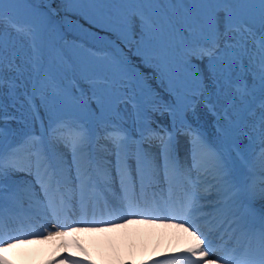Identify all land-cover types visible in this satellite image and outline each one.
Returning a JSON list of instances; mask_svg holds the SVG:
<instances>
[{
    "label": "snow or ice",
    "instance_id": "snow-or-ice-1",
    "mask_svg": "<svg viewBox=\"0 0 264 264\" xmlns=\"http://www.w3.org/2000/svg\"><path fill=\"white\" fill-rule=\"evenodd\" d=\"M5 88L19 122L27 105L48 123L18 139L0 126V264L132 218L185 241L154 264H264V212L248 211L264 178L258 191L242 179L249 155L264 177V0H0V125ZM199 105L215 139L189 122ZM165 112L171 130L153 119ZM61 247L48 264H96Z\"/></svg>",
    "mask_w": 264,
    "mask_h": 264
},
{
    "label": "bare ground",
    "instance_id": "bare-ground-1",
    "mask_svg": "<svg viewBox=\"0 0 264 264\" xmlns=\"http://www.w3.org/2000/svg\"><path fill=\"white\" fill-rule=\"evenodd\" d=\"M5 27L6 29L8 28V26ZM20 41L23 42L24 45L26 44L27 48L28 43L21 38ZM5 94L7 111L5 113L3 124L0 126L5 128L6 136L9 131H11L12 138H14L17 135V126L13 122L14 119H11L8 113H11L12 116L20 117V111L18 110L19 104H17L16 108L8 106L10 102L7 98L6 88ZM23 111L25 112L23 119V122L25 123L30 117H32V114L31 111L27 109V105H25ZM131 111V107L129 106V118ZM191 117L192 116L190 115V118ZM165 118L166 121H163L165 123H162V125L165 128L171 127L168 118ZM195 118L196 121L194 120V117H192V120H194L195 123L194 126L199 127L209 139H215L216 135L214 134V130L217 126L216 117L208 112L203 105H199L196 109ZM34 121L38 131H41V118H34ZM45 122L46 124L48 123L46 118ZM10 126L13 127V129L8 128ZM176 135L179 136L178 133ZM188 139V136L177 139L178 142L180 141L178 143V150L180 151L182 158L189 151ZM248 157L251 166L250 168L244 169L242 179L248 186L258 191L261 179L264 177L261 176L259 163L253 158L254 156L249 155ZM17 178L31 179V177H26L23 172L18 173ZM116 191L118 194V190ZM248 211L250 214L253 213L256 215L264 212V198L256 195L251 201ZM165 225L166 224L163 223L146 224L136 221H133L126 226L121 224L120 228L109 230L106 233H91L86 236L90 240V245L87 247L82 246L88 255L96 261V264H154L157 259L169 258L172 255L181 252L184 246L182 243L174 240V235L177 234V230L172 227H166ZM77 242L78 241L75 237H68L56 242H33L29 245L13 249L7 253V255L9 258L13 259L14 264H48L50 260L63 258L61 244H67L69 250L75 253V244ZM81 258L83 257L81 256Z\"/></svg>",
    "mask_w": 264,
    "mask_h": 264
},
{
    "label": "rangeland",
    "instance_id": "rangeland-1",
    "mask_svg": "<svg viewBox=\"0 0 264 264\" xmlns=\"http://www.w3.org/2000/svg\"><path fill=\"white\" fill-rule=\"evenodd\" d=\"M53 7L59 9V5H53ZM60 15L63 16L64 13L61 12ZM14 18H15V19H21L22 16H20V15H15V14H14ZM73 19H75V18H73ZM79 23L84 24V26H85L86 28L89 27V25H87V23H85L84 21H79ZM5 26H8V20H7V19L5 20ZM93 31L98 32L101 36L104 35V33H100L98 29H93ZM13 35L15 36V33H13ZM73 38L78 39V37H77L73 32L69 31V33H68V35H67V39H68L69 43H71L72 41H74ZM15 42H16V47H17L18 49H21V50H27V48L29 47V45H27V48H26V44L24 45L23 42L20 41V38H19V37H16V41H15ZM101 46H102V45H101ZM68 54H69L70 56H78V57H80V58H82V59H87V54L84 52L83 49H77V50H75V51H70ZM98 55H103V53L101 52V53L98 54ZM144 71H145V72H148L149 70H148V69H145ZM80 86H81L82 88H84L85 90L88 89V85H87L86 83H81ZM40 110H41L40 113H42V114L45 116L46 120H47V116L44 114V109L41 107ZM42 114H41V115H42ZM44 116H43V117H44ZM16 117H17V119H14L13 122H14V124L17 126V135H16L13 139H18V138L20 137V135L23 134V133H33L32 131H36V130H37V132H40V131H38V128H37V126H36V123H35V121H34L33 116L30 117L29 120H28L27 122H25V123H24V122H19V116H16ZM165 117L168 118V120H169V122H170V125H171V118L169 117V115H168L166 112H165L163 115H160L159 113H154V114H153V118L155 119V121H156L157 123L161 124V125H162V123H165V122H163V121H166V118H165ZM192 117H194V120L196 121L195 115L192 116ZM192 117L189 118V119L191 120V121L189 120V122H192L193 124H195V123H194V120H192ZM45 118H44V121H45ZM4 119H5V118H4ZM47 122H48V120H47ZM45 123H46V122H45ZM192 123H191V124H192ZM193 124H192V126H194ZM46 125H47V124H46ZM154 126H155V125H154ZM10 129H11V128H10ZM214 132H215L214 134L217 135L216 127H215ZM180 134H182V133H180ZM179 136H181V135H179ZM179 142H180V141H179ZM181 142H182V141H181ZM181 154H182V152H181ZM253 158H254V157H253Z\"/></svg>",
    "mask_w": 264,
    "mask_h": 264
},
{
    "label": "water",
    "instance_id": "water-1",
    "mask_svg": "<svg viewBox=\"0 0 264 264\" xmlns=\"http://www.w3.org/2000/svg\"><path fill=\"white\" fill-rule=\"evenodd\" d=\"M73 40L78 41V39H76V38H73Z\"/></svg>",
    "mask_w": 264,
    "mask_h": 264
}]
</instances>
